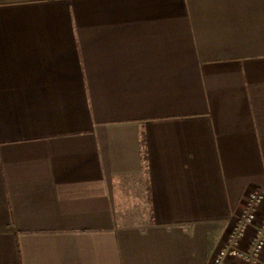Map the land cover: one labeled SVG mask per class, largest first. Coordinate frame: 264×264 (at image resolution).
<instances>
[{
  "label": "crops",
  "instance_id": "0c3cea01",
  "mask_svg": "<svg viewBox=\"0 0 264 264\" xmlns=\"http://www.w3.org/2000/svg\"><path fill=\"white\" fill-rule=\"evenodd\" d=\"M251 193L264 0H0V264H212Z\"/></svg>",
  "mask_w": 264,
  "mask_h": 264
},
{
  "label": "built area",
  "instance_id": "2783aa9c",
  "mask_svg": "<svg viewBox=\"0 0 264 264\" xmlns=\"http://www.w3.org/2000/svg\"><path fill=\"white\" fill-rule=\"evenodd\" d=\"M262 201L263 196L261 194L251 193L249 195L247 206L239 217L238 227L231 234L228 246L214 257L212 264H222L227 255H241L237 250L236 242L243 236V228L253 223L257 225L258 238L245 257L253 260L260 257V264H264V215L260 218L257 216V210Z\"/></svg>",
  "mask_w": 264,
  "mask_h": 264
}]
</instances>
